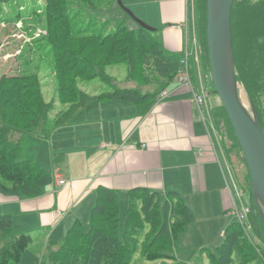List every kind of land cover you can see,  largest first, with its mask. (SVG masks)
Wrapping results in <instances>:
<instances>
[{
    "label": "crops",
    "instance_id": "obj_1",
    "mask_svg": "<svg viewBox=\"0 0 264 264\" xmlns=\"http://www.w3.org/2000/svg\"><path fill=\"white\" fill-rule=\"evenodd\" d=\"M121 1L155 29L164 48L186 58L190 82L174 78L165 87L166 94L142 113L133 101L100 98V77L98 93L80 89L90 97L88 104L70 123L54 127L48 140L38 139L27 153L66 183L55 189L47 186L33 197L0 193V214L10 215L14 233L42 232L60 239L76 221L87 227L100 186L118 193L121 211L131 189L178 192L193 220L200 219L198 225H191L192 220L181 234L187 244V231L216 233L223 227L220 219L227 215L226 206L233 207L226 160L239 185L213 117L215 93L200 45L196 0ZM57 153L64 155V163L53 168L50 157Z\"/></svg>",
    "mask_w": 264,
    "mask_h": 264
},
{
    "label": "rangeland",
    "instance_id": "obj_2",
    "mask_svg": "<svg viewBox=\"0 0 264 264\" xmlns=\"http://www.w3.org/2000/svg\"><path fill=\"white\" fill-rule=\"evenodd\" d=\"M119 20L130 29L138 28L137 23L118 7L115 0H0V150L9 148L11 143L19 146L20 149L14 154L6 155L11 162H23L28 157L27 153L32 152L38 139L47 135L51 113H55L57 108H64L57 94L60 70L69 72L65 79L71 86V92L70 96L65 95L64 98L79 94L72 89V75L82 72L84 75L77 82V87L89 94L98 93L96 87L100 80L96 76L99 75L102 87L128 86L137 89L142 96L149 94L153 98L160 97L166 86L159 77L152 76L154 73L145 69L143 60L136 62V69L129 77L126 64L106 65L111 40L109 32L116 28ZM183 67L181 60L178 74ZM207 73L209 75V71ZM176 76L175 79L179 80L182 74ZM238 85L240 98L251 112L250 95L242 83L238 82ZM214 95L211 105L222 106L218 96ZM254 102L262 110L264 130V86ZM213 117L222 136L223 119ZM229 143L232 144V141ZM231 163L230 168L239 186L226 160V179L233 188L234 200L230 214H223L220 219L223 223L221 229L216 233L198 230L193 235L187 231L189 246L186 238L182 239L181 236L177 247L171 252L173 259L148 261L143 256L149 240L148 228L144 226L130 238V242H126L125 247L129 250L122 249L118 257L111 258L106 264H209L207 252L217 253V247L223 241L222 230L231 221L239 223L245 238L238 239V244H234L237 246H232L231 255L227 257L224 254L223 258L229 260L230 264H264V230L260 226L262 234L256 233L250 220L254 214L258 223L252 210L254 201L250 198L249 173L239 145L231 148ZM32 173H35V169ZM239 212L243 213V218L238 217ZM125 216V208L121 211L119 206L120 227L124 224ZM199 220L194 218L191 225H198ZM30 233L33 242L24 252L21 264H92L97 259L96 253L92 254L94 258L91 259L90 254L83 252L84 249L76 250L81 236L74 249L63 250L61 240L53 241L50 236L39 234L42 232ZM120 235L122 237L123 232ZM9 236L10 233L0 231V250L7 244ZM78 253L82 254V258Z\"/></svg>",
    "mask_w": 264,
    "mask_h": 264
},
{
    "label": "trees",
    "instance_id": "obj_3",
    "mask_svg": "<svg viewBox=\"0 0 264 264\" xmlns=\"http://www.w3.org/2000/svg\"><path fill=\"white\" fill-rule=\"evenodd\" d=\"M197 12L200 45L207 67L206 0L197 1ZM119 21L116 28L109 32L111 40L109 41L106 65L126 64L129 77V74L131 75L136 69V62L143 60L145 69L154 73L152 76L159 77L165 86L172 82L180 69L182 57L164 48L155 35V29L153 31L140 27L137 30L130 29L124 25L123 21ZM231 38L237 82L242 83L250 95L251 104L258 114L263 128L262 110L256 106L254 99L264 86V0L233 1ZM68 75L69 72L60 70L57 76V94L60 97L58 100L62 103L61 106L68 105V107L66 110L57 108L53 121H49L48 115V132L44 138H48L54 127L70 123L77 111L90 101V97L77 87V82L81 81L80 78L84 75L83 72L72 75L74 82L72 89H76L79 94L70 98L63 97L70 96L71 92V86L65 79ZM66 87L68 88L65 89ZM99 97H119L133 101L139 106L141 113L147 111L156 99L149 94L142 96L135 88L109 85H104L101 88ZM213 113L217 120L223 119L224 132L221 140L231 162V148L238 146L233 130L223 106L213 107ZM230 140L232 144H228ZM9 145V148L5 147L0 150V193L26 197L42 194L44 188L50 186L54 181L53 174L30 157L25 158L23 162H11L6 155L11 156L20 148L13 143ZM50 158L53 168L58 167L64 161L62 153L52 154ZM28 165H31V168L27 167ZM33 169H35V173H32ZM249 191L250 198L254 201L252 210L256 214L258 223L253 217L254 214L250 220L256 233L261 235L260 226L264 230V221L259 214L250 187ZM162 193H164L163 197ZM231 210L230 206H226L225 213L229 214ZM125 214L124 224L120 227L118 193L113 189L100 186L97 188L96 201L90 210L88 226L85 227L80 221H76L62 238L53 239V241L61 240V249L69 250L76 247L75 243L81 236L82 240L79 241L76 250L84 249L83 252L90 254L91 259L94 258L92 254L96 253L97 259L91 262L92 264H106L111 258L118 257L122 249L129 250L125 247L126 242H130V238L147 226L149 240L143 250L144 259L148 261L173 259L172 250L177 247L185 227L193 220L190 207L174 190L158 192L145 188L131 189L125 198ZM1 230L10 233V236L7 244L0 250V264H21L24 252L33 242V236L29 232L14 233L11 217L8 214H0ZM122 232L123 236L121 237L120 233ZM222 238V243L217 247L218 254L207 252V254L209 253V264H230V261L224 259L223 255L226 254L229 257L233 251L232 246L238 244V239L245 238V233L237 221H231L224 228ZM78 254L82 258V254Z\"/></svg>",
    "mask_w": 264,
    "mask_h": 264
},
{
    "label": "water",
    "instance_id": "obj_4",
    "mask_svg": "<svg viewBox=\"0 0 264 264\" xmlns=\"http://www.w3.org/2000/svg\"><path fill=\"white\" fill-rule=\"evenodd\" d=\"M138 27L153 31L143 20L115 0ZM234 0H206V46L208 71L214 93L221 102L243 153L250 187L264 221V131L252 105L249 112L240 98L231 38V8Z\"/></svg>",
    "mask_w": 264,
    "mask_h": 264
},
{
    "label": "built area",
    "instance_id": "obj_5",
    "mask_svg": "<svg viewBox=\"0 0 264 264\" xmlns=\"http://www.w3.org/2000/svg\"><path fill=\"white\" fill-rule=\"evenodd\" d=\"M181 60H182V62L184 64V67L179 71V74L177 72V75L179 76L180 74H182V76L179 77V80L189 84L190 77H189V71H188V63H187L186 58H184V57ZM165 94H166V91H162L160 96L162 97ZM196 99H197V101L201 102L202 101L201 95L196 94ZM65 183H66V181H65V179L62 178V176L54 175V181L52 182L50 187L55 189V188H57L59 186L64 185ZM238 217L243 218L244 217L243 213L239 212V216Z\"/></svg>",
    "mask_w": 264,
    "mask_h": 264
},
{
    "label": "bare ground",
    "instance_id": "obj_6",
    "mask_svg": "<svg viewBox=\"0 0 264 264\" xmlns=\"http://www.w3.org/2000/svg\"><path fill=\"white\" fill-rule=\"evenodd\" d=\"M241 96V95H240Z\"/></svg>",
    "mask_w": 264,
    "mask_h": 264
}]
</instances>
